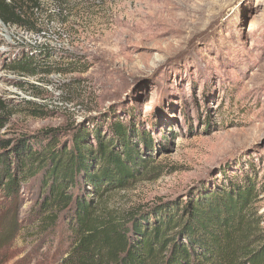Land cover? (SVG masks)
Masks as SVG:
<instances>
[{
	"label": "rangeland",
	"instance_id": "obj_1",
	"mask_svg": "<svg viewBox=\"0 0 264 264\" xmlns=\"http://www.w3.org/2000/svg\"><path fill=\"white\" fill-rule=\"evenodd\" d=\"M36 31L0 20V139L77 126L111 112L154 139L152 172L106 197L122 212L148 209L249 177L264 231V0H40ZM32 11V10H31ZM51 53L30 76L13 65ZM40 59V54H34ZM56 83L82 104L77 118L23 98ZM131 112V113H130ZM5 123V124H3ZM161 169V170H160ZM41 176L0 195L3 264H62L72 236L61 215L41 226ZM4 181V180H2ZM192 190V191H191ZM181 200V201H182Z\"/></svg>",
	"mask_w": 264,
	"mask_h": 264
},
{
	"label": "trees",
	"instance_id": "obj_2",
	"mask_svg": "<svg viewBox=\"0 0 264 264\" xmlns=\"http://www.w3.org/2000/svg\"><path fill=\"white\" fill-rule=\"evenodd\" d=\"M39 2L0 0V20L36 31L29 11L39 10ZM52 57L35 51L13 68L30 76L52 74L37 71L43 58ZM153 146L136 119L124 122L114 112L85 119L71 131L50 128L0 139V195L10 198L41 176V226L55 229L63 215L72 236L62 264H264V231L253 211L256 186L248 176L190 194L186 202L178 198L132 212L110 207L106 197L112 192L162 174L149 170L151 159L143 157Z\"/></svg>",
	"mask_w": 264,
	"mask_h": 264
},
{
	"label": "built area",
	"instance_id": "obj_3",
	"mask_svg": "<svg viewBox=\"0 0 264 264\" xmlns=\"http://www.w3.org/2000/svg\"><path fill=\"white\" fill-rule=\"evenodd\" d=\"M62 78V74L58 73L53 77L54 83H37L36 86L43 89V94H35L33 91H28L23 95V98L27 103H32L47 113H68L79 118V115L84 113V107L82 104L67 100L63 90L56 85Z\"/></svg>",
	"mask_w": 264,
	"mask_h": 264
},
{
	"label": "bare ground",
	"instance_id": "obj_4",
	"mask_svg": "<svg viewBox=\"0 0 264 264\" xmlns=\"http://www.w3.org/2000/svg\"><path fill=\"white\" fill-rule=\"evenodd\" d=\"M1 28H2V26H1ZM1 28H0V32H1Z\"/></svg>",
	"mask_w": 264,
	"mask_h": 264
},
{
	"label": "water",
	"instance_id": "obj_5",
	"mask_svg": "<svg viewBox=\"0 0 264 264\" xmlns=\"http://www.w3.org/2000/svg\"><path fill=\"white\" fill-rule=\"evenodd\" d=\"M83 121H84V120H83ZM83 121H82V122H83Z\"/></svg>",
	"mask_w": 264,
	"mask_h": 264
}]
</instances>
